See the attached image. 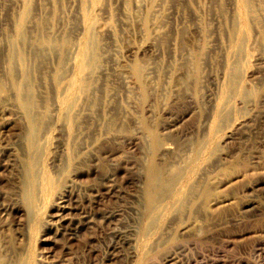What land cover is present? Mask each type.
I'll list each match as a JSON object with an SVG mask.
<instances>
[{
  "label": "rangeland",
  "instance_id": "rangeland-1",
  "mask_svg": "<svg viewBox=\"0 0 264 264\" xmlns=\"http://www.w3.org/2000/svg\"><path fill=\"white\" fill-rule=\"evenodd\" d=\"M25 2L0 0V264H264V0Z\"/></svg>",
  "mask_w": 264,
  "mask_h": 264
},
{
  "label": "bare ground",
  "instance_id": "bare-ground-1",
  "mask_svg": "<svg viewBox=\"0 0 264 264\" xmlns=\"http://www.w3.org/2000/svg\"><path fill=\"white\" fill-rule=\"evenodd\" d=\"M87 1H88V0H87ZM22 2H23V1H22ZM26 2H27V0H26ZM26 2H25V3H26ZM31 4H32V3H31ZM247 4H249V2H247ZM19 5H20V4H19ZM21 5H23V4H21ZM27 6H29V5H27ZM16 7H17V5H16ZM20 7H22V6H18V8H20ZM31 8H32V7H31ZM31 8H30V9H31ZM27 9H28V8H27ZM22 12H23V10H22ZM26 12H27V11H26ZM26 12H25V10H24V12H23V14H22V16H23L24 18L27 17V16H26V15H27ZM32 12H33V11H32ZM18 13H19V10H18ZM18 13H17V17H18ZM27 13H30V12H27ZM18 18H19V17H18ZM26 19H27V18H26ZM22 20H23V18H22ZM28 20H29V18H28ZM24 21H25V20H24ZM21 22H22V21H21ZM14 25H16V24H14ZM22 25L24 26V24H22ZM26 25H27V23H26ZM26 25H25V26H26ZM19 26H21V25H18V27H19ZM1 27H2V26H1ZM15 28H16V27H15ZM19 28H20V27H19ZM19 28H18V29H19ZM30 28H31V27H30ZM80 28H81V27H80ZM106 28H107V27H106ZM10 29H11V28H10ZM77 29H78V28H77ZM16 30H17V28H16ZM22 30H23V29H22ZM22 30H21V31H22ZM26 30H27V27H26ZM31 30H32V29H31ZM49 30H50V29H49ZM83 30H84V29H83ZM8 31H9V30H8ZM32 31H33V30H32ZM39 31H40V29H39ZM42 31H43V30H42ZM56 31H58V30H56ZM56 31H55V32H56ZM19 32H20V31H19ZM23 32H24V31H22V33H23ZM43 32H44V31H43ZM11 33H12V32H11ZM17 33H18V32H17ZM38 33H39V32H38ZM38 33H37V34H38ZM40 33H41V32H40ZM58 33H59V32H58ZM13 34L15 35V33H13ZM28 34H29V33H28ZM81 34H82V33H81ZM1 35H2V34H1ZM19 35H20V34H19ZM22 35H23V34H22ZM22 35H21V36H22ZM29 35H30V34H29ZM41 35H42V34H41ZM54 35H55V34H54ZM15 36H16V35H15ZM17 36H18V34H17ZM30 36H31V35H30ZM37 36H39V35H37ZM44 36H46V35H44ZM44 36H43V38H44ZM92 36H93V34H92ZM92 36H90V37L88 38V40H87L88 42H87L86 48L83 47V52L81 53V56H79L80 59L76 58V60L78 59V60L80 61V69H81L80 71H82V74L85 73L84 70L89 66V60L91 59V57H90V59H89V56H90V52H91L92 49H93L92 47H94V46H93V43H92L93 38H92V40H91V37H92ZM39 37H40V36H39ZM13 38H15V37H13ZM36 38H37V37H36ZM36 38H35V39H36ZM43 38L40 37V39L44 40ZM46 38H47V37H46ZM46 38H45V39H46ZM52 38H53V37H52ZM11 39H12V37H11ZM15 39H17V38H15ZM40 39H39V40H40ZM55 39H56V37H55ZM8 40H9V39H8ZM18 40H20V39H18ZM18 40H17V41H18ZM26 40H27V39H25V41H26ZM30 40H31V39H30ZM36 40H37V39H36ZM36 40H35V41H36ZM48 40H49V39H48ZM48 40H46V41L49 42L50 40H49V41H48ZM17 41H16V42H17ZM22 41H24V40L22 39ZM32 41H33V40H32ZM55 41H56V40H55ZM16 42H15V43H16ZM37 42H38V41H37ZM40 42H41V41H40ZM42 42H43V41H42ZM47 42H46L45 44H48ZM11 43H12V42H11ZM17 43H19V42H17ZM21 43H22V42H21ZM55 43H56V42H55ZM55 43H54V44H55ZM95 43H96V42H95ZM19 44H20V43H19ZM31 44H32V42H31ZM34 44H35V43H34ZM36 44H37V43H36ZM41 44H42V43H41ZM45 44H44V46H45ZM2 45H3V44H2ZM5 45H6V44H5ZM11 45H14V44H11ZM64 45H65V43H64ZM77 45H78V43H77ZM0 46H1V44H0ZM23 46H24V45H23ZM65 46H66V45H65ZM79 46H80V44H79ZM7 47H8V46H7ZM11 47H13V46H11ZM11 47H10V49L12 50L13 48H11ZM32 47H33V45H32ZM39 47H40V46H39ZM47 47H48V46H47ZM47 47H45V48H47ZM49 47H50V46H49ZM49 47H48V48H49ZM95 47H96V46H95ZM4 48H5V46H4ZM22 48H23V47H22ZM27 48H28V47H27ZM27 48H26V49H27ZM34 48H35V46H34ZM40 48H41V47H40ZM55 48H57V47H55ZM68 48H69V47H68ZM96 48H97V47H96ZM2 49H3V48H2ZM8 49H9V48H8ZM15 49H18V48H15ZM26 49H25V50H26ZM31 49H32V48H31ZM31 49H30V51H31ZM69 49H70V48H69ZM79 49H80V48H79ZM27 50H28V49H27ZM37 50H38V48H37ZM42 50H43V49H42ZM49 50H50V49H49ZM80 50H81V49H80ZM93 50H94V49H93ZM68 51H70V50H68ZM0 52H1V51H0ZM2 52H3V51H2ZM12 52H13V50H12ZM23 52H24V51H23ZM34 52H35V51H34ZM70 52H71V51H70ZM9 53H11V52H9ZM25 53H28V52H25ZM35 53H37V52H35ZM35 53H33V54H35ZM40 53H41V52H40ZM46 53H47V52H46ZM71 53H72V52H71ZM71 53H70V54H71ZM4 54H5V52L3 53V55H4ZM11 54H12V53H11ZM49 54H50V52H49ZM95 54H96V53H95ZM98 54H99V53H98ZM6 55H7V53H6ZM13 55H14V54H13ZM13 55H12V56H13ZM16 55L18 56V54H16ZM31 55H32V54H31ZM35 55H36V54H35ZM38 55H39V54H38ZM64 55H65V54H64ZM79 55H80V54H79ZM7 56H8V55H7ZM9 56H10V55H9ZM17 56H16V57H17ZM19 56H20V55H19ZM21 56H22V55H21ZM42 56H43V54H42ZM42 56H41V57H42ZM44 56H45V55H44ZM46 56H47V55H46ZM48 56H49V55H48ZM75 56H76V55H74V57H75ZM0 57H1V56H0ZM2 57H3V56H2ZM10 57H11V56H10ZM49 57H50V56H49ZM55 57H56V56H55ZM71 57H72V56H71ZM71 57H70V58H71ZM95 57L97 58V56H95ZM95 57H94V54H93V59H94ZM13 58L15 59V57H13ZM18 58H19V57H18ZM22 58H23V57H22ZM35 58H36V57H35ZM68 58H69V57H68ZM7 59H8V58H7ZM7 59H6V61L8 62ZM16 59H17V58H16ZM23 59H24V58H23ZM30 59H31V58H30ZM41 59H42V58H41ZM43 59H44V58H43ZM46 59H48V58H46ZM88 59H89V60H88ZM98 59H99V58H98ZM2 60H3V59H2ZM4 60H5V59H4ZM39 60H40V59H39ZM52 60H53V59H52ZM59 60H60V59H59ZM64 60H65V59H63V61H61V62H64ZM70 60H71V59H70ZM10 61H11V59H10ZM14 61H15V60H14ZM16 61H18V60H16ZM24 61H25V60H24ZM26 61H27V60H26ZM37 61H38V60H37ZM73 61H74V59H73ZM0 62H1V61H0ZM19 62H21V61L19 60ZM29 62H30V61H29ZM40 62H41V61H40ZM45 62H46V61H45ZM53 62H54V61H53ZM56 62H57V60H56ZM71 62H72V61H70L69 63H71ZM75 62H76V61H75ZM5 63H6V62H5ZM11 63H12V62H11ZM15 63H16V62H15ZM17 63H18V62H17ZM17 63H16V64H17ZM24 63H25V62H24ZM49 63H50V62H49ZM8 64H10V63H8ZM20 64H21V63H20ZM22 64H23V63H22ZM40 64H41V63H40ZM42 64H43V63H42ZM63 64H65V63H63ZM63 64H62V65H63ZM91 64H92V63H91ZM97 64H98V63H97ZM13 65H14V64H13ZM13 65H11V66L13 67ZM25 65H29V64H25ZM37 65H39V64H37ZM44 65H45V63H44ZM70 65H71V64H70ZM11 66H10V67H11ZM14 66H15V65H14ZM32 66H34V64H33ZM45 66H46V65H45ZM96 66H97V65H96ZM1 67H2V66H1ZM1 67H0V68H1ZM16 67H17V65H16ZM18 67H19V66H18ZM27 67H28V66H27ZM29 67H30V66H29ZM36 67H37V66H36ZM52 67H53V66H52ZM63 67H64V66H63ZM65 67H67V65H66ZM5 68H6V67H5ZM7 68H8V66H7ZM23 68H24V64H23ZM23 68H22V70H23ZM34 68H35V67H34ZM45 68H46V67H45ZM88 68H90V67H88ZM95 68H96V67H95ZM30 69H31V68H30ZM42 69H43V66H42ZM64 69H65V68H64ZM66 69H67V68H66ZM68 69H69V68H68ZM70 69H71V68H70ZM14 70H15V69H14ZM16 70H17V69H16ZM37 70L39 71V67L37 68ZM6 71H8V70H6ZM11 71H12V70H11ZM18 71L20 72L19 69H18ZM23 71H24V70H23ZM25 71H28V69H27V70L25 69ZM25 71H24V72H25ZM33 71H34V69H33ZM35 71H36V70H35ZM67 71H68V70H67ZM88 71H89V70H88ZM88 71H87V72H88ZM9 72H10V71H8L7 73H9ZM13 72H14V71H13ZM16 72H17V71H16ZM21 72H22V71H21ZM29 72H30V71H29ZM43 72H44V71H43ZM49 72H50V71H49ZM64 72H66V71H64ZM69 72H70V71H69ZM147 72H148V71H147ZM10 73H11V72H10ZM17 73H18V72H17ZM22 73H23V72H22ZM31 73L33 74V72H31ZM40 73H41V72H40ZM62 73H63V72H62ZM94 73H95V72H94ZM99 73H100V72H99ZM14 74H15V73H13V75H14ZM19 74H20V73H19ZM27 74H28V73H27ZM90 74H91V73H90ZM23 75H25V74H23ZM40 75H41V74H40ZM93 75H94V74H93ZM103 75H104V74H103ZM103 75H102V76H103ZM3 76H4V75H3ZM7 76H8V74H7ZM7 76H6V77H7ZM10 76H11V75H10ZM15 76H16V75H15ZM26 76H27V75H26ZM26 76H25V77H26ZM38 76H39V75H38ZM81 76H82V75H81ZM94 76H95V75H94ZM99 76H100V75H99ZM13 77H14V76H13ZM18 77H19V76H18ZM18 77H16V78L18 79ZM21 77H22V76H21ZM23 77H24V76H23ZM23 77H22L21 79H23ZM143 77H145V76H143ZM148 77H149V76H148ZM2 78H3V77H2ZM9 78H10V77H8V79H9ZM14 78H15V77H14ZM26 78H27V77H26ZM31 78H33V76H31ZM31 78H30V79H31ZM41 78H42V76H41ZM43 78H44V77H43ZM96 79H97V78H96ZM1 80H2V79H1ZM25 80H28V81H29L28 84H30V80H29V79H25ZM39 80H41V79H39ZM44 80H45V79H44ZM89 80H90V79H89ZM143 80H144V79H143ZM17 81H20V79L17 80ZM22 81H23V80H21V82H22ZM57 81H58V80H57ZM90 81H91V80H90ZM90 81H89V82H90ZM92 81H93V80H92ZM145 81H148V80L146 79ZM2 82H3V81H1V83H2ZM15 82H16V81H15ZM32 82H33V81H32ZM37 82H38V81H37ZM48 82H49V81H48ZM52 82H53V81H52ZM85 82H86V81H85V78H84V76H83V77L81 78V84H84ZM2 84H3V83H2ZM11 84H13V83H11ZM11 84H10V82H9V85H11ZM21 84H22V83H21ZM23 84H24V82H23ZM36 84H37V83H36ZM40 84H41V83H40ZM77 84H78V83H77ZM91 84H92V83H91ZM95 84H99V83L96 82ZM5 85H6V84H5ZM5 85H4V86H5ZM30 85H31V84H30ZM87 85L89 86V83H88ZM16 86H17V85H16ZM19 86H20V84H19ZM19 86H18V87H19ZM76 86H77V85H76ZM84 86H85V85H84ZM95 86H96V85H95ZM98 86H99V85H98ZM146 86H147V85H146ZM148 86H149V85H148ZM148 86H147V87H148ZM6 87H7V86H6ZM12 87H14V85H13ZM23 87H24V86H23ZM78 87H79V86H78ZM92 87H93V85H92ZM16 88H17V87H16ZM20 88H22V87H20ZM30 88H31V87H30ZM81 88H82V87H81ZM99 88H100V87H99ZM12 89H13V88H12ZM18 89H19V88H18ZM32 89H33V88H32ZM77 89H78V88H77ZM83 89H84V87H83ZM100 89H101V88H100ZM147 89H148V88H147ZM74 90H75V89H74ZM88 90H89V89H88ZM19 91H20V90H19ZM26 91H27V90H26ZM26 91H25V92H26ZM30 91H31V89H30ZM33 91H34V90H33ZM33 91H32V92H33ZM37 91H38V90H37ZM83 91H85V90H83ZM89 91H90V90H89ZM91 91H92V90H91ZM97 91H99V90L97 89ZM32 92H31V93H32ZM38 92H39V91H38ZM74 92H75V91H74ZM76 92H77V91H76ZM79 92H80V90H79ZM93 92H94V91H93ZM12 93H13V92H12ZM21 93H23V90H22V92L20 91V94H21ZM90 93H91V92H90ZM99 93H100V91H99ZM24 94H25V93H24ZM24 94L20 95V97L22 98ZM27 94H28V93H27ZM27 94H26V95H27ZM112 94H113V93H112ZM28 95H30V94H28ZM31 95H32V94H31ZM73 95L76 96L77 93H76V95L73 93ZM84 95L86 96V94H84ZM87 95H88V94H87ZM90 95H91V94H90ZM97 95H98V92H97ZM97 95H96V96H97ZM102 95H103V94H102ZM91 96H92V95H91ZM32 97H33V95H32ZM28 98H29V97H28ZM70 98H71V97H70ZM72 98H73V97H72ZM82 98H83V96H82ZM24 99H25V97H24ZM58 99H59V98H58ZM95 99H96V98H95ZM98 99H99V98H98ZM98 99H97V100H98ZM30 100H32V99L30 98ZM42 100H43V99H42ZM97 100H96V101H97ZM1 102H2V101H1ZM22 102H23V101H22ZM24 102H26V100H25ZM29 102H30V101H29ZM104 102H105V101H104ZM225 102H226V101H225ZM33 103H34V102H33ZM57 103H58V102H57ZM26 104H27V103H26ZM26 104H25V107H26ZM31 104H32V101H31ZM40 104H41V103H40ZM23 105H24V104H23ZM58 105H59V104H58ZM58 105H57V106H58ZM88 105H89V104H88ZM36 106H37V105H36ZM51 106H52V105H51ZM27 107H28V106H27ZM31 107H32V105H31ZM58 107H59V106H58ZM40 108H42V107H40ZM59 108H60V107H59ZM26 109H27V108H26ZM31 109H32V108H31ZM35 109H36V108H35ZM49 109H50V107H49ZM49 109H48V110H49ZM23 110H25V109H23ZM27 110H28V109H27ZM37 110H39V109H37ZM86 110H87V109H86ZM88 110H89V109H88ZM34 111H35V110H34ZM34 111H33V112H34ZM25 113H27V112H25ZM37 114H38V112H37ZM25 115H26V114H25ZM32 115H33L32 112L29 113V117H30V120H31V122H32V133H31V131H30V135H32V137H31V142H33V141L36 139V138H35V133H36L35 130H36V128H35V125H33L34 117H33ZM40 115H41V114H40ZM86 115H87V114H86ZM27 116H28V115H27ZM37 116H38V115H37ZM86 119H87V118H86ZM86 119H85V120H86ZM28 120H29V118H28ZM86 121H87V120H86ZM36 122H38V121H36ZM205 123H206V122H205ZM35 124H36V123H35ZM64 124H65V123H64ZM84 124H85V123H84ZM30 126H31V125H30ZM76 126H77V125H76ZM202 126H203V125H202ZM28 128H29V127H28ZM30 130H31V129H30ZM37 131H38V130H37ZM28 132H29V131H28ZM117 135H118V134H117ZM28 138H29V140H30V137H28ZM34 143H35V142H34ZM49 143H50V142H49ZM83 143H84V142H83ZM30 144H31V143H30ZM40 146H41V145H40ZM70 147H71V146H70ZM79 147H80V146H79ZM37 162H38V161H37ZM35 169H36V168H35ZM163 169H164V168H163ZM150 171H151V169H150ZM158 171H159V170H158ZM161 172H163V171H161ZM154 173H155V172H154ZM169 173H170V172H169ZM169 175H170V174H169ZM155 178H156V177H155ZM162 178H163V177H162ZM166 179H167V178H166ZM154 180H155V179H154ZM163 180H164V179H163ZM168 181L171 182L170 180H168ZM161 182H162V181H161ZM149 184H150V183H149ZM165 184H166V183H165ZM171 184H172V183H171ZM150 186H151V185H150ZM162 186H163V185H162ZM166 186H167V185H165V187H166ZM155 187H156V186H155ZM158 187H159V186H158ZM163 187H164V186H163ZM163 187H162V188H163ZM160 188H161V186H160ZM162 188H161V189H162ZM167 188H168V187H167ZM155 189H156V188H155ZM151 190H152V188H151ZM173 190H174V189H173ZM156 191H157V190H156ZM159 191H160V189H159ZM190 191H191V190H190ZM182 193H183V191H182ZM155 194H156V193H155ZM184 194H186V193H184ZM186 195H187V194H186ZM186 195H185V196H186ZM156 196H157V195H156ZM158 196H159V194H158ZM153 197H155V196H153ZM158 198H159V197H158ZM178 198H179V197H178ZM155 199H156V198H155ZM187 199H188V198H187ZM159 202H161V201H159ZM179 202H180V201H179ZM151 203H152V202H151ZM153 203H155V202H153ZM155 204H156V203H155ZM154 206H156V205H154ZM149 207H150V206H149ZM152 207H153V206H152ZM152 207H151V208H152ZM29 217H30V216H29ZM147 231H148V230H147ZM147 234H148V233H147Z\"/></svg>",
  "mask_w": 264,
  "mask_h": 264
}]
</instances>
